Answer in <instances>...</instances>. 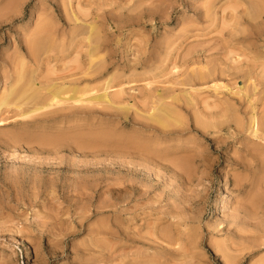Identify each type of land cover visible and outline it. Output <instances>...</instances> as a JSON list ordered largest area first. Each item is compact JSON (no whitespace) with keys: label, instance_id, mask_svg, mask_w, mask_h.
<instances>
[{"label":"rangeland","instance_id":"1","mask_svg":"<svg viewBox=\"0 0 264 264\" xmlns=\"http://www.w3.org/2000/svg\"><path fill=\"white\" fill-rule=\"evenodd\" d=\"M18 70L116 106L0 108V264H264V0H0Z\"/></svg>","mask_w":264,"mask_h":264},{"label":"bare ground","instance_id":"2","mask_svg":"<svg viewBox=\"0 0 264 264\" xmlns=\"http://www.w3.org/2000/svg\"><path fill=\"white\" fill-rule=\"evenodd\" d=\"M77 20V17H75V21ZM79 21V19L77 20V22ZM91 25V24H90ZM92 29H93V27H91ZM90 29V28H89ZM92 31V30H91ZM89 32H90V30H89ZM93 33H94V31H93ZM90 34H91V32H90ZM92 36V35H91ZM92 38V37H91ZM37 40V39H36ZM89 40V39H88ZM92 40H90V42H91ZM94 41H96V39L94 40ZM94 41H92V43L94 42ZM33 42V41H32ZM36 42V41H35ZM46 42V41H45ZM97 42V41H96ZM99 43V42H98ZM36 44V43H35ZM31 45H32V43H31ZM96 45V44H95ZM37 46V45H36ZM94 46V44L92 45V47ZM30 47V46H29ZM97 47H98V44H97ZM96 47V48H97ZM89 48H90V46H89ZM95 48V47H94ZM38 49V48H37ZM50 49V48H49ZM95 50V49H94ZM37 51V50H36ZM44 51V50H43ZM93 51V50H92ZM90 55H92V53L90 54ZM36 56V55H35ZM18 63V62H17ZM17 63H15V64H17ZM19 65H20V63H19ZM18 65V66H19ZM99 65V64H98ZM97 65V66H98ZM16 66V65H15ZM14 66V67H15ZM21 66V65H20ZM19 66V67H20ZM22 67L23 66H21L20 67V71L22 70ZM25 68V67H24ZM96 66H95V70H96ZM26 69V68H25ZM99 69V66H98V68H97V70ZM201 69H203V68H201ZM16 70H17V68H16ZM204 70H205V68H204ZM19 70L17 71L18 73L16 74V76H15V74H14V76H15V83H14V85L13 86H11L12 88L5 94V95H3L2 96V98H0V108L1 107H3V106H9V105H12V107L13 106H15V108L17 107V108H21V109H17V110H21L22 111V108H23V106H24V108L26 107V105L27 106H30V104L31 105H33L32 106V108H31V110H30V108H29V112L27 113V110H26V112L25 111H23V112H25V114L27 113V114H30V111H31V114H32V112H34V111H41V110H44V109H50V108H52L53 106V108H55V106L57 107V106H62L64 103H67L68 105H69V103L72 101L76 106H77V104H79V103H89V102H94L93 104L94 105H96V104H98V103H101L102 105L105 103V105H107V103H108V105H113L114 103L112 102V100H110L111 98H113L112 96H111V98L109 97V95L107 94V90H108V85H107V89H105V92L103 93V92H101V91H103L104 90V87H103V90H102V87H101V90H99V88L97 89V88H95V89H93L92 87H87V88H89V89H84V90H81V88H80V90H79V88H75L74 90L73 89H67L66 87H64V86H62V87H60V88H55V87H57L58 85L56 84L55 85V83H54V85L52 86V85H49L48 86V84H47V86H48V88H40V86L38 87L37 85H36V83H35V81L33 80H29L27 77H25V75L23 74L25 71H22L23 73H21ZM30 71H32L31 69H29V72ZM33 71H35V69L33 70ZM32 71V72H33ZM92 71V70H91ZM99 71V70H98ZM200 71H202V70H200ZM28 72V73H29ZM90 71H88V73H89ZM210 72V71H209ZM204 72H202L201 73V75L203 74ZM208 73V72H207ZM25 74H27V73H25ZM30 74V73H29ZM28 74V75H29ZM86 74V73H85ZM92 74V73H91ZM89 75V74H88ZM97 75V74H96ZM200 75V74H199ZM207 75V74H206ZM13 76V77H14ZM32 76V75H31ZM34 76V75H33ZM81 76V75H80ZM84 76H86V75H84ZM91 76V75H90ZM203 76V75H202ZM201 76V77H202ZM210 76V75H209ZM208 76V77H209ZM12 78V77H11ZM27 78V79H26ZM87 78V77H86ZM119 78V77H118ZM199 78V77H198ZM205 79V76L204 77H202L201 79ZM80 79V78H79ZM197 79V78H196ZM201 79H199V80H201ZM210 79V78H209ZM12 80V79H11ZM65 80V79H64ZM188 80H190V79H188ZM206 80V79H205ZM204 80V81H205ZM40 81V80H39ZM69 81V80H68ZM70 81H72V80H70ZM202 81V80H201ZM13 82V81H12ZM61 82H63V81H61ZM73 82H74V80H73ZM88 82V81H87ZM112 81H110V83H111ZM187 82V81H186ZM197 82V81H196ZM190 83V82H189ZM188 83V84H189ZM252 83V82H251ZM12 84V83H11ZM253 84V83H252ZM45 85H46V83H45ZM85 85V84H84ZM88 85V84H87ZM121 85V84H120ZM184 85V84H183ZM41 86H42V84H41ZM47 86H45V87H47ZM110 86V85H109ZM189 86V85H188ZM215 86V85H214ZM68 87V86H67ZM82 87V86H81ZM112 87H114L113 85H112ZM218 87H220L219 85H218ZM70 88V87H69ZM83 88V87H82ZM91 88V89H90ZM110 88V87H109ZM210 88H212V87H210ZM116 89V88H115ZM213 89V88H212ZM72 90V91H71ZM215 90V89H214ZM219 90V89H218ZM42 91H44V92H47V94L46 93H44V92H42ZM72 93H71V92ZM116 91V90H115ZM183 91V90H182ZM181 91V92H182ZM99 92H101L102 94H97V93H99ZM183 92H185V91H183ZM182 92V93H183ZM42 93H44V94H42ZM71 94V95H68V94ZM88 94V96H89V94L90 93H92V95L90 96V97H86V95ZM94 93V94H93ZM115 93V92H114ZM121 93V92H120ZM97 94V95H96ZM110 94V93H109ZM117 94V93H116ZM115 94V95H116ZM189 94V93H188ZM193 94V93H192ZM177 95L178 94H176V98H177ZM186 95V94H185ZM68 96V97H67ZM117 96V95H116ZM173 97H175L174 95H172ZM181 96V95H180ZM86 97V98H85ZM163 97V96H162ZM161 97V98H162ZM169 98L170 99H172L170 96H169ZM186 98V97H185ZM165 99V98H164ZM164 99H163V101H164ZM188 99V98H187ZM190 99H192L191 97H190ZM179 100V99H178ZM252 100V99H251ZM156 101V100H155ZM158 101V100H157ZM162 101V100H161ZM174 101H176V99L175 100H173V102ZM188 102H189V99L187 100ZM192 102H193V100H191ZM69 102V103H68ZM72 102L70 103V104H72ZM77 102V103H76ZM172 102V101H171ZM170 102V103H171ZM172 102V103H173ZM191 102V103H192ZM157 103V102H156ZM161 102H159L158 101V105L160 104ZM177 103V102H176ZM186 103V102H185ZM66 104V105H67ZM90 104V103H89ZM101 104H100V106H101ZM177 104H179V103H177ZM194 104V103H193ZM65 105V104H64ZM83 104H81V106H82ZM107 105V106H108ZM115 106H116V104H114ZM113 105V106H114ZM153 105H155V103L153 104ZM195 105V104H194ZM193 105V106H194ZM104 106V105H103ZM156 106V105H155ZM173 105H171L170 107H169V105L167 104H165V105H163V102H162V104L158 107H155L156 109L155 110H153V114L151 113V115H150V119L153 121V122H155V124L157 123L158 124V127H163V129L164 130H166V128H168L169 130L171 129V124H170V121L172 122V120H175L176 119V121H178L179 119H177V117H176V114H175V111H174V109H173V107H172ZM184 106H185V104H184ZM10 107V106H9ZM34 107V108H33ZM67 107H69V106H67ZM80 107V106H79ZM82 107H84V106H82ZM92 107V106H91ZM98 107V106H97ZM109 107H112V106H109ZM228 108V107H227ZM63 109V108H62ZM61 109V110H62ZM67 109V108H66ZM93 109V108H92ZM91 109V110H92ZM104 109H108V108H104ZM59 110V109H58ZM69 110V109H68ZM175 110H176V108H175ZM178 110V109H177ZM229 110V109H228ZM231 110V109H230ZM234 110V109H233ZM232 110V111H233ZM54 111V110H53ZM65 111V110H64ZM59 112V111H58ZM80 112V111H79ZM179 112V111H178ZM68 113V112H67ZM228 113V112H227ZM26 114V115H27ZM150 114V113H149ZM179 114V113H178ZM231 114V113H230ZM233 114V113H232ZM262 114V113H261ZM24 115V114H23ZM234 115H235V112H234ZM197 116V115H196ZM233 116V115H232ZM251 116V115H250ZM182 117V116H181ZM252 117V119H251V122H250V131H251V134L253 133V135H255L254 137H256V136H258L257 135V133H262V135H264V125H263V123H261L260 121H259V118H256V117H258V116H251ZM251 117H249V118H251ZM146 119V118H145ZM195 119H196V117H195ZM199 119V118H198ZM260 119H262L261 117H260ZM201 120H202V118H201ZM200 120V121H201ZM148 121V120H147ZM208 121V120H207ZM211 121V120H210ZM152 122V123H153ZM174 122V121H173ZM179 122V125H180V121H178ZM178 122H177V124H178ZM181 122H182V120H181ZM203 122V120L201 121V123ZM206 122V121H205ZM218 122V121H217ZM222 122H224V121H222ZM221 122V123H222ZM146 123V122H145ZM204 123V122H203ZM183 124V123H182ZM239 124H241V123H239ZM249 124V123H248ZM200 125H202V124H200ZM207 125V124H206ZM211 125H212V123H211ZM173 126V125H172ZM237 126H238V124H237ZM170 127V128H169ZM180 127H181V125H180ZM205 126H203V128H204ZM209 127V126H208ZM95 128V127H94ZM212 128V127H211ZM214 128V127H213ZM161 129V128H160ZM168 129H167V131H168ZM249 129V128H248ZM255 129V130H254ZM215 130V129H214ZM155 132V131H154ZM160 132H161V130H160ZM163 132V131H162ZM165 132V131H164ZM169 132V131H168ZM171 132V131H170ZM80 135V134H79ZM94 136V135H93ZM77 137H78V135H77ZM97 138V137H96ZM89 140V139H88ZM130 140V139H129ZM134 141V140H133ZM77 142V141H76ZM80 142V141H79ZM87 142V141H86ZM95 142V141H94ZM49 144V143H48ZM114 144H115V142H114ZM117 144H119V143H117ZM116 147V146H115ZM128 147V146H127ZM119 148V147H118ZM256 150V149H255ZM262 150H264V149H262ZM119 152V151H118ZM121 152V151H120ZM256 152V151H255ZM263 152V151H262ZM141 153V152H140ZM264 153V152H263ZM142 156V155H141ZM156 156V155H155ZM152 157V156H151ZM261 157V156H260ZM259 157V158H260ZM263 157V159H264V156H262ZM242 159V158H241ZM150 160V159H149ZM263 163V162H262ZM250 178V177H249ZM255 186V185H254ZM82 189V188H81Z\"/></svg>","mask_w":264,"mask_h":264}]
</instances>
